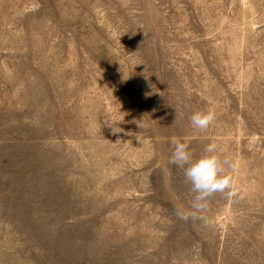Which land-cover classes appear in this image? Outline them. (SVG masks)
I'll return each instance as SVG.
<instances>
[{
	"label": "rangeland",
	"instance_id": "obj_1",
	"mask_svg": "<svg viewBox=\"0 0 264 264\" xmlns=\"http://www.w3.org/2000/svg\"><path fill=\"white\" fill-rule=\"evenodd\" d=\"M0 264H264V0H0Z\"/></svg>",
	"mask_w": 264,
	"mask_h": 264
},
{
	"label": "clouds",
	"instance_id": "obj_2",
	"mask_svg": "<svg viewBox=\"0 0 264 264\" xmlns=\"http://www.w3.org/2000/svg\"><path fill=\"white\" fill-rule=\"evenodd\" d=\"M215 119L216 114L212 108L194 112L190 118L193 127L199 131H206ZM171 145L173 151L168 162L184 170L185 179L191 184V191L195 193L190 210L177 209L176 215L179 219L185 222L203 219L198 213L207 209L209 199L216 193H226L228 197L237 195L234 178L225 171V161L217 154L218 146L215 143L208 144L204 155L198 159H194L189 150L187 138L181 141L173 137Z\"/></svg>",
	"mask_w": 264,
	"mask_h": 264
}]
</instances>
